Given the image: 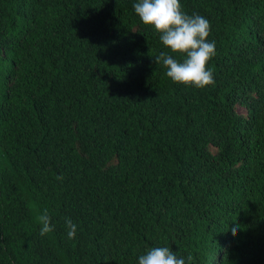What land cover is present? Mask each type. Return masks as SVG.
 Returning a JSON list of instances; mask_svg holds the SVG:
<instances>
[{
	"label": "trees",
	"instance_id": "1",
	"mask_svg": "<svg viewBox=\"0 0 264 264\" xmlns=\"http://www.w3.org/2000/svg\"><path fill=\"white\" fill-rule=\"evenodd\" d=\"M136 2L0 0V264H138L160 246L264 264V0H180L216 44L203 90L156 65Z\"/></svg>",
	"mask_w": 264,
	"mask_h": 264
},
{
	"label": "clouds",
	"instance_id": "2",
	"mask_svg": "<svg viewBox=\"0 0 264 264\" xmlns=\"http://www.w3.org/2000/svg\"><path fill=\"white\" fill-rule=\"evenodd\" d=\"M136 15L143 25L151 28L159 36L165 51L154 59L162 64L166 76L175 84L203 90L214 84L211 69L206 68L215 56V41H209L210 22L199 14L189 15L182 10L180 0H137L133 5ZM62 180V176L57 177ZM40 236L54 231L51 217L45 209L38 216ZM67 238L75 239L77 225L71 218H65ZM240 226L235 224L231 233L235 237ZM192 257L187 261L190 264ZM138 264H186L184 257H178L169 247L150 248L139 256Z\"/></svg>",
	"mask_w": 264,
	"mask_h": 264
}]
</instances>
